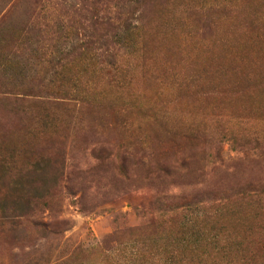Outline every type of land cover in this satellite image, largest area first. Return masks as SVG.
Returning <instances> with one entry per match:
<instances>
[{"label":"rangeland","instance_id":"374dc122","mask_svg":"<svg viewBox=\"0 0 264 264\" xmlns=\"http://www.w3.org/2000/svg\"><path fill=\"white\" fill-rule=\"evenodd\" d=\"M0 264H264V0H0Z\"/></svg>","mask_w":264,"mask_h":264}]
</instances>
